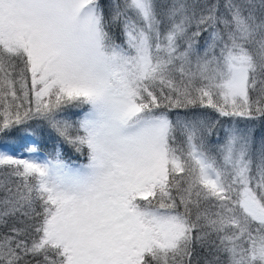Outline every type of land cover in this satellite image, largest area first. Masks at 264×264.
<instances>
[{
    "label": "snow or ice",
    "instance_id": "1",
    "mask_svg": "<svg viewBox=\"0 0 264 264\" xmlns=\"http://www.w3.org/2000/svg\"><path fill=\"white\" fill-rule=\"evenodd\" d=\"M0 264H264V0H0Z\"/></svg>",
    "mask_w": 264,
    "mask_h": 264
},
{
    "label": "trees",
    "instance_id": "2",
    "mask_svg": "<svg viewBox=\"0 0 264 264\" xmlns=\"http://www.w3.org/2000/svg\"><path fill=\"white\" fill-rule=\"evenodd\" d=\"M64 151H65V159H67L68 155L70 154V150L65 148Z\"/></svg>",
    "mask_w": 264,
    "mask_h": 264
}]
</instances>
